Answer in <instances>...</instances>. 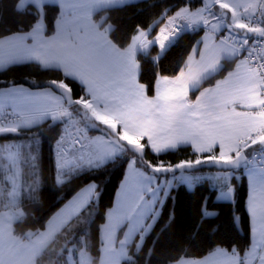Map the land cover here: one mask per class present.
Instances as JSON below:
<instances>
[{
    "label": "snow or ice",
    "instance_id": "snow-or-ice-1",
    "mask_svg": "<svg viewBox=\"0 0 264 264\" xmlns=\"http://www.w3.org/2000/svg\"><path fill=\"white\" fill-rule=\"evenodd\" d=\"M117 2L120 0H17V13L34 9L32 14L37 19L27 32L0 38V68L36 61L79 81L87 98L73 100L72 89L64 80L52 81L61 94L50 89H0V134L16 133L47 117L67 118L56 144L57 183L62 182L66 170L102 163L124 148L142 156L148 147L159 155L190 144L197 154L194 160L174 165L146 162L152 173L191 170L203 163L233 169L252 164L247 150L257 145L264 148V0H205L201 8H178L161 19L163 27L158 35L149 39L151 33L141 31L126 48L109 39L112 26L107 17L93 20L97 9ZM53 5H58L60 12L54 34L46 35L45 9ZM214 5L218 10H213ZM198 25L204 27L205 35L192 49L186 68L175 77H160L155 96L149 97L145 85L138 82L137 50L155 44L163 52L183 29ZM70 27L83 28L88 42L71 48L65 39ZM224 30L227 35H218ZM222 59H235L233 69L211 87L200 90L195 100L190 99V91L218 71ZM73 103L81 107L93 127L104 126L108 135L89 136L70 110ZM128 136L136 137V142L129 143ZM0 161V176L8 182L0 190L6 201L5 210L0 211V264H39L61 234L71 238L74 218L95 194V185L68 201L42 231L18 236L13 225L25 219L17 203L19 178L22 167L29 165L35 178L31 190H36L35 157L26 145L5 143L0 145ZM136 165L133 157L115 206L101 226L98 264H122L128 256V236L136 228L151 226H145L144 220L153 210L159 185L153 175ZM249 178L252 244L243 253L234 248L231 252L217 249L198 264H264V202L257 198L258 189L264 193V162L253 165ZM125 223L128 230L121 239L118 232ZM72 247L62 249H67L69 264H97L88 255L87 243L80 245L75 258Z\"/></svg>",
    "mask_w": 264,
    "mask_h": 264
},
{
    "label": "trees",
    "instance_id": "trees-1",
    "mask_svg": "<svg viewBox=\"0 0 264 264\" xmlns=\"http://www.w3.org/2000/svg\"><path fill=\"white\" fill-rule=\"evenodd\" d=\"M16 3L17 0H0V38L20 31L27 32L37 19L32 14L34 9L26 14L17 13ZM201 4L203 0H139L119 7L101 9L94 13L93 20L99 21L102 17H107L108 24L112 26L109 39L117 47L126 48L131 43V38L140 30L150 29L149 39L154 38L163 25L160 21L166 13L174 14L178 8H195ZM59 12L58 5L46 7V35L54 31ZM201 32L184 31L163 52L154 44L146 52L137 54L138 82L145 85L149 97L155 93L158 78L174 77L179 73L191 50L200 41ZM234 65L235 60L223 61L221 69L215 75L204 80L198 89L191 92L192 97L204 87L213 85L217 79L223 78ZM59 80H64L71 87L74 100L87 98L85 89L76 80L65 77L59 69L44 68L38 63L27 62L9 65L0 70V89L17 85L30 89L48 88L52 81ZM70 109H80V106L74 104ZM63 130V121L48 119L20 129L17 136H0V141L17 137L25 139L23 145L35 157L34 167L38 173V185L33 192L31 188L35 178L32 169L29 165L22 167L19 205L25 213V219L23 223H14V234L24 236L27 232L42 230L47 220L77 191L89 183H94L97 186L96 194L74 218L71 238L61 234L52 249L42 255L39 264H69L67 249L65 252L62 249L72 245L75 258L80 245L84 243L89 246L88 255L98 263L101 226L105 222L107 211L113 205L116 191L130 160L135 157L138 168L159 176V173H152L146 162L174 165L182 160H194L197 154L191 146H181L159 155L146 147L142 156L126 148L121 154L97 167L66 170L62 182L57 183L56 144ZM214 170L217 169L213 164L203 163L188 171ZM235 171H241V166ZM240 178V182L233 180L234 205L216 200V189L206 179L196 183L191 190L181 183L171 189L141 246L136 248V242H133L122 264H171L182 258L205 257L217 248L228 251L234 248L241 253L246 251L250 245V222L246 210L248 185L244 175L241 174ZM204 210L213 214L206 216ZM236 216L239 217L240 225H237ZM68 239L71 245L68 244Z\"/></svg>",
    "mask_w": 264,
    "mask_h": 264
},
{
    "label": "crops",
    "instance_id": "crops-1",
    "mask_svg": "<svg viewBox=\"0 0 264 264\" xmlns=\"http://www.w3.org/2000/svg\"><path fill=\"white\" fill-rule=\"evenodd\" d=\"M136 1H139V0H120V2H117V3H114V4H111V5H106V6H104L103 8H99V9H97L94 13H96L97 11H99V10H101V9H104V8H111V7H119V6H122V5H125V4H129V3H133V2H136ZM202 5H204V0H203V4H201L200 6H202ZM213 9H216V10H218V5H214L213 6ZM94 15V14H93ZM55 27H56V24H55V26H54V31H55ZM197 26H194L192 29H185L186 31H190V30H196V29H194V28H196ZM54 31L52 32V34H50V35H53L54 34ZM150 32V31H149ZM222 32H225V33H227V31L226 30H224V31H222ZM138 34V32L135 34V35H137ZM177 36H179V35H177ZM4 38V37H3ZM177 38V37H176ZM175 38V39H176ZM65 39H66V42L70 45V47L71 48H73V49H76V48H79V47H81L82 45H84V44H86L87 42H88V38L86 37V35H85V30L83 29V28H76V27H70L69 29H68V31H67V34H66V37H65ZM175 39L173 40V41H171L169 44H168V46L169 45H171L174 41H175ZM154 45V44H153ZM167 46V47H168ZM166 47V48H167ZM194 48V47H193ZM149 49V48H148ZM148 49H146V50H144V49H138L137 50V53H136V56H137V54L138 53H143V52H146ZM191 52H192V50H191ZM190 52V53H191ZM190 55V54H189ZM189 57V56H188ZM188 57H187V59H186V61H185V64H184V66H183V68H185V66H186V62H187V60H188ZM137 59V58H136ZM230 60V59H229ZM232 60H235V59H232ZM223 61H228V59H223ZM231 61V60H230ZM29 62H35V63H38V62H36V61H29ZM22 63H27V62H22ZM15 64H21V63H15ZM39 64V63H38ZM11 65H13V64H11ZM40 65V64H39ZM6 68V67H5ZM2 69H4V68H0V70H2ZM179 74V73H178ZM177 74V75H178ZM138 76H139V68H138ZM175 77V76H174ZM71 78V77H70ZM138 78V77H137ZM170 78H172V77H170ZM73 79V78H72ZM222 79V78H221ZM75 80V79H74ZM159 80V78L157 79V81ZM77 81V80H76ZM157 81H156V83H157ZM84 89H85V87L79 82V81H77ZM8 88H10V87H8ZM5 89H7V88H5ZM45 89V88H44ZM198 89V88H197ZM192 91H194L193 89L190 91V93H189V98L190 99H192V100H195V98H196V96L197 95H199V92L195 95V96H193L192 97V95H191V92ZM85 92H86V90H85ZM155 94H156V84H155V93H154V95L153 96H155ZM153 96H151V97H153ZM80 109H81V107H80ZM59 120H61V121H63V127H65V125L67 124L66 122H65V119L64 118H62V119H59ZM101 126V125H100ZM24 128H28V127H24ZM22 129V128H21ZM7 135H11V136H17V135H13L12 133H6V134H0V136H7ZM22 138V137H21ZM126 138H131V139H133V141L134 142H136V140H137V138L136 137H134V136H128V137H126ZM15 139H2L1 141H0V145H3V144H5V143H16V142H18V141H20V139L17 137V139H16V141H14ZM143 142V141H142ZM181 146H191L190 144H182V145H180V146H178V147H181ZM258 146V145H257ZM177 147V148H178ZM126 148H124V149H122L118 154H116L115 156H117V155H119V154H121L124 150H125ZM151 149V148H150ZM169 150H171V149H169ZM247 152H248V150H247ZM115 156H112V157H109L108 159H106L105 161H103L102 163H99V164H96V165H94V166H91V167H97V166H99V165H101V164H104L105 162H107V161H109V160H111V159H113ZM128 166H129V163L127 164V166H126V168H125V174H124V177H123V179H122V181H121V183H120V185H119V187H118V189H117V191H116V194H115V198H114V202H113V205H112V207L109 209V210H111V209H113L114 208V206H115V203H116V200H117V197H118V195H119V193H120V191H121V184L123 183V181H124V178H125V176H126V174H127V168H128ZM252 169H249V171L248 172H246V174H244V172H243V170H242V175H244L245 177H246V180H247V185H248V197H249V189H250V186H251V183H250V178H249V173H250V171H251ZM202 172H207V171H202ZM191 173H195V172H191ZM150 175H152V174H150ZM154 177H155V182H156V184L157 185H159V189H158V192H157V194H156V201H155V204L153 205V210L151 211V212H149L148 213V216H147V218L144 220V225L146 226V225H151L150 227H148V228H145V227H140V228H136V229H134L133 230V232L128 236V238H127V242H126V247H127V250H128V252H129V247L131 246V244L133 243V242H136V244H135V247L136 248H139L140 246H141V244H142V242H143V239L141 240V236H143V238H144V236L150 231V229L152 228V226H153V224H154V222L156 221V219H157V217H158V215H159V213H160V209H161V207H162V204L164 203V201L166 200V198L168 197V195H169V193H170V191H171V189H173L174 187H172L171 189H170V191L167 193L166 192V184H167V179H168V175H166V172H159V176H155V175H153ZM0 179H3L2 178V176H0ZM5 183H6V181L5 180H3ZM209 181V180H208ZM22 181H21V175H20V178H19V197H18V200H17V203H18V205H19V203H20V193H21V188H22V183H21ZM177 181H176V179H174V184L176 183ZM93 185H95V189H94V193L96 194V190H97V186H96V184H94V183H89V184H87V185H85L84 187H82L79 191H77L68 201H70V200H72L73 199V197H75L79 192H81L82 190H85L86 188H91ZM9 187H10V184H9ZM95 194L93 195V197L89 200V202L85 205V207L91 202V200L94 198V196H95ZM248 197H247V202H246V210H247V212H248V215H249V222H250V245L252 244V241H253V234H252V227H253V225H252V220H251V216H250V213H249V210H248V206H247V203H248ZM68 201H66L48 220H47V222L57 213V212H59L60 211V209L61 208H63L64 207V205L68 202ZM19 207H20V209L22 210V208H21V206L19 205ZM84 207V208H85ZM84 208H82L81 209V211L84 209ZM5 209L3 208V206L1 207V209H0V211H4ZM109 210L107 211V213L109 212ZM23 211V210H22ZM80 211V212H81ZM107 213H106V219H107ZM106 219H105V222H104V224L106 223ZM47 222H46V224H47ZM45 224V225H46ZM43 230V229H42ZM42 230H40V231H42ZM128 230V223H125L121 228H120V230H119V232H118V237L119 238H121V239H123L124 238V234H125V232ZM147 232V233H146ZM136 240V241H135ZM250 245H249V247H250ZM249 247H248V249H249ZM217 249H222V248H217ZM217 249H215V250H213L212 252H210L208 255H206L205 257H202V258H199V259H191V258H182V259H180V260H178V261H176V262H174V263H171V264H198V262H201V261H204L206 258H209L210 256H211V254L212 253H214ZM247 249V250H248ZM225 252H231V251H228V250H225V249H223ZM246 250V251H247ZM126 259V258H125ZM125 259H123V260H125ZM123 260H122V262H123ZM98 264V263H97Z\"/></svg>",
    "mask_w": 264,
    "mask_h": 264
},
{
    "label": "rangeland",
    "instance_id": "rangeland-1",
    "mask_svg": "<svg viewBox=\"0 0 264 264\" xmlns=\"http://www.w3.org/2000/svg\"><path fill=\"white\" fill-rule=\"evenodd\" d=\"M203 6L204 5L199 6V7H195V8H190V7L189 8L190 9H197V8H201ZM213 10L215 11L216 9H213ZM162 27H163V25H162ZM194 29L202 31L201 32L202 35H201V38H200V40H201L204 37V35H205L204 27L201 26V25H198ZM141 31L149 32L150 29L145 30V31L144 30H140V31H138V33L141 32ZM184 31H186V30L184 29ZM178 35H180V34H178ZM194 47H197V44ZM200 47H202V45H200ZM191 53H190V55H191ZM198 58L199 57L197 56V59ZM230 60H232V59H230ZM230 60L228 59V61H230ZM187 62H188V60H187ZM187 62H186V64H187ZM222 64H223V59L221 60V66L219 67L218 71L221 69ZM185 68H186V66H185ZM218 71H216L214 74L208 76V78L213 76V75H215ZM204 80H206V79H204ZM199 86L198 87H194L193 90L199 88ZM211 86H207V87H211ZM12 88H23V89H26V90H29V91H32V92H41V91H44L46 89H50L52 92L56 93L51 87H48V88H45V89L44 88H41V89H30V88H28L26 86H23V85L12 86V87L7 88V89L4 88V90H8V89H12ZM71 112H72L74 117L79 119L81 126H83V127H85L87 129V132H88L89 136H105V135H108L107 131L104 129V126L98 125L96 127H93L92 124L84 117V114H83L81 109H75V110L73 109V110H71ZM48 119L49 120H54L51 117H47L43 121H41L39 123H36V124H40V123H42V122H44V121H46ZM59 119H62V118H59ZM64 119H65V122L67 123L68 122L67 118H64ZM55 120H57V119H55ZM36 124H34V125H36ZM22 128H24V127H22ZM20 129L18 130V132L12 133V134L13 135H19L20 134ZM91 130H97V132H93ZM11 139H15L14 141H16L17 138H11ZM19 139H20V141H18L16 143H19V144L23 145L25 139H23V138H19ZM128 141H129V143H135L133 141V139H131V138H129ZM131 150H133V149H131ZM171 150H175V149H171ZM167 151H169V150H167ZM216 151L218 153L219 149L217 148ZM164 152H166V151H164ZM161 153H163V152H161ZM209 164H214V163H209ZM201 165H199V166H201ZM252 168H253L252 165H241V171H235V170H214V171H207V172L197 171L195 173H191L188 170H178L177 172H166V175H168L167 184H166V192L168 193L172 187H174V186L176 187L180 183L184 184L189 190H191L196 183H199L200 181H203V180L206 179V180H209V183H210L211 187L213 189H216V200L230 202V203H232L234 205L235 204V197H234V186H235V184H234L233 180H236V181L240 182V179H241L240 177H241L242 170H243L244 174H246V172H248L249 169H252ZM174 179H176V181H177L175 184H174ZM6 183H8V182L6 181ZM6 183L3 181V179H0V190H2L4 188ZM229 188H231V192H229ZM251 194H252V189H251V186H250L249 197L251 196ZM249 197H248V200H249ZM257 198H258V202H264V193H261L259 189L257 190ZM5 202L6 201L4 200V198L2 196H0V206H3V204ZM247 206H248V203H247ZM208 213H210V215L213 214L212 212L204 210V215L208 216L209 215ZM236 222H237V225L238 224L240 225V220H239L238 216H236Z\"/></svg>",
    "mask_w": 264,
    "mask_h": 264
},
{
    "label": "built area",
    "instance_id": "built-area-1",
    "mask_svg": "<svg viewBox=\"0 0 264 264\" xmlns=\"http://www.w3.org/2000/svg\"><path fill=\"white\" fill-rule=\"evenodd\" d=\"M183 32L184 29L179 34ZM218 35H227V33L221 32ZM247 156L249 157V160L252 161V164H250L252 166L255 165L258 161L264 162V148H262L261 146H253L252 148L248 149Z\"/></svg>",
    "mask_w": 264,
    "mask_h": 264
},
{
    "label": "water",
    "instance_id": "water-1",
    "mask_svg": "<svg viewBox=\"0 0 264 264\" xmlns=\"http://www.w3.org/2000/svg\"><path fill=\"white\" fill-rule=\"evenodd\" d=\"M204 2H205V0H204ZM51 88H52L57 94H61V90L58 89L54 84L51 85ZM71 97H72V94H71ZM72 99H73V97H72ZM73 100H74V99H73ZM73 105H74V103H73V104H70L69 107H71V106H73ZM213 166H214L217 170H236V169H238V168L233 169V168H231L230 166H218V165H216V164H213Z\"/></svg>",
    "mask_w": 264,
    "mask_h": 264
}]
</instances>
